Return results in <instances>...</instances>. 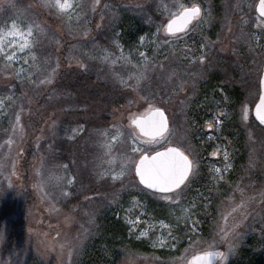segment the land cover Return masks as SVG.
Wrapping results in <instances>:
<instances>
[{"label":"rangeland","instance_id":"obj_1","mask_svg":"<svg viewBox=\"0 0 264 264\" xmlns=\"http://www.w3.org/2000/svg\"><path fill=\"white\" fill-rule=\"evenodd\" d=\"M26 1L0 0V79L7 83L0 90V208L4 221L24 219L11 243L0 225V264H28L29 255L40 264H186L206 252L223 253L216 264H264V128L252 117L264 65L257 0H67L63 11L47 6L56 0H32L57 18L66 44ZM193 5L200 16L184 33L167 35L166 24ZM62 47L67 66L118 90L119 107L100 130L48 114L30 162L33 204L23 210L20 141L32 100L13 83L36 96L50 85L40 82L58 68ZM68 94L47 101L61 98L65 112L79 103ZM161 97L171 122L166 139L134 142L128 120ZM137 144L180 147L205 170L198 163L175 202L165 200L133 181ZM101 183L122 186L97 200ZM85 193L92 202L78 221L63 207ZM233 226L238 239L230 247L218 233Z\"/></svg>","mask_w":264,"mask_h":264},{"label":"trees","instance_id":"obj_2","mask_svg":"<svg viewBox=\"0 0 264 264\" xmlns=\"http://www.w3.org/2000/svg\"><path fill=\"white\" fill-rule=\"evenodd\" d=\"M26 2L33 10L36 11L39 20L51 28L53 32L59 36L60 39L62 38L66 44V35L57 30L55 26L57 23V18L53 15V13L47 12L42 8L40 9L32 0ZM64 49L65 48L62 47L56 50L58 68L52 73V83L49 86H45L46 88L39 90L36 96L31 95V88L28 84L21 86L16 82L13 83L17 86V90L24 93V98L26 101L31 102L32 100L31 105L28 107L29 116L22 122L26 129V137L23 138V141H20L22 156L18 171L20 172L22 178L25 195L23 210H28L29 206L33 204V191L31 187H29L30 162L32 161L36 138L41 132L42 128L47 125L48 121L46 118H48V114L50 113L55 115L59 119L57 120V123H62L65 126L83 125L87 129L100 130L105 126H108L110 123L111 114L116 113L113 109L119 107V104H117L118 90L109 84L102 83L101 81L95 79L93 75L85 70L83 71L78 68L67 66L64 59ZM6 84L7 83L1 81L0 79V90H2L4 87L6 88ZM64 92L70 93L68 95L74 97V100L79 103L75 108L73 107L65 112H60L59 105L61 104V98L60 101L54 99L53 101L49 102L47 100L49 96L53 95V93L63 94ZM46 101L49 103L48 106L45 104ZM120 104L122 106L124 102H120ZM158 106L161 105L159 104ZM161 107L162 110L165 111V114L169 119V123L171 124L169 110L165 109L167 106L164 107V105H162ZM148 108L149 107H147V109ZM118 111L121 110L118 109ZM132 119L128 120V124L131 133L134 136L136 132L130 125ZM133 179V181L136 182V178L133 177ZM121 186L122 185L119 186L118 184L113 186H107L106 183L99 184V188L97 187L94 190V192H96V199L100 200L104 197L113 198ZM91 202V196L85 193L84 198L82 197L79 199L77 197L72 199L70 202L64 205L63 209L69 212L72 211L70 212L71 215L80 221L83 211L90 209L89 203ZM4 217L5 211L0 208V225L2 224V227H4L5 230H8V234L4 242L11 243V241L14 240L17 235L23 234L24 219L23 216H20L18 220L11 224V222H8L7 220L4 221ZM109 225L111 226L108 228V230H111L112 223H109ZM28 258V261L30 262L28 264H40L35 257L29 255Z\"/></svg>","mask_w":264,"mask_h":264},{"label":"snow or ice","instance_id":"obj_3","mask_svg":"<svg viewBox=\"0 0 264 264\" xmlns=\"http://www.w3.org/2000/svg\"><path fill=\"white\" fill-rule=\"evenodd\" d=\"M47 6L55 7L60 11L70 7L67 0H65L64 3H60V0H56L55 4L49 3ZM8 7H15V5L9 4ZM93 7H95V5ZM200 14L201 8L199 6L193 5L190 8H185L179 15V20L181 21L179 28L173 27L176 23V21H173L168 24L167 31L170 34L175 31H183L184 25L197 19ZM261 14L264 15V0H261ZM12 27L15 28L16 26L13 25ZM10 34L14 35L15 33ZM29 35H31V32H29ZM0 43H2V41H0ZM8 59L11 60L12 57L9 56ZM143 75V73H140L136 77L137 84L143 79ZM52 79L53 75L50 74L46 80H42L40 83L51 84ZM261 84L264 85V81H261ZM148 103L149 108L146 109L144 113L140 114L139 117H134L132 119L134 128L139 130L134 134L133 139L134 142L139 140L140 144L159 143V139H166L165 133L169 131V119L161 107L163 104V97H161L159 101L161 106L154 107L152 99H148ZM257 117L260 124L264 125V95L260 97V105L257 108ZM244 119L247 120V109H244ZM143 137H148V139H143ZM140 144H137L132 148L134 153H140L139 157L130 158L135 167V175L139 178V184L143 185L145 189L162 194L161 198L175 202V197L181 194L182 186H187L186 182H189V177L193 174V171L197 166L196 161L190 159L189 154H186V150H182L180 147H168L166 151L161 152L155 149L142 148L140 147ZM105 147L110 151V145L106 144ZM136 159H138V163L135 162ZM113 162L114 161H109V163ZM122 174L123 171H121L120 175ZM118 178V176L113 177V179ZM57 179L60 180L62 178L57 177ZM42 183L43 182L38 184L37 188H41ZM173 193L175 195H169ZM64 195H67V193H64ZM225 220L227 221V217H225ZM236 227L238 226L232 227L230 234L222 229L220 233H218L220 241L229 243V246L232 247L238 239ZM4 238V234L0 233V240H4ZM211 256L220 257L222 259L223 253L206 252L202 256L193 253L191 259L186 261V264H211Z\"/></svg>","mask_w":264,"mask_h":264},{"label":"water","instance_id":"obj_4","mask_svg":"<svg viewBox=\"0 0 264 264\" xmlns=\"http://www.w3.org/2000/svg\"><path fill=\"white\" fill-rule=\"evenodd\" d=\"M255 13H256V15H257L260 19L264 20V15L261 14V0H257V4H256V7H255ZM179 15H180V13H179L177 16L173 17V18H172V19L166 24L165 31H166V34H167V35H169V36H175V35H179V34L184 33V32H185V31H186V30L192 25V23L196 20V19H194V20H192L190 23L184 25V30H183V31H175L174 33L170 34V33L167 31V26H168L169 23H172L173 21H176V23L173 25V27H174V28H179L180 23H181V21L179 20ZM261 81H264V65H263V68H262V74H261V78H260V82H259V86H260V94H259L258 100H257V102H256V104L254 105L253 110H252V117H253L254 121H255L260 127L264 128V125L260 124V121H259V119H258V117H257V108H258V106L260 105V97H261L262 95H264V85L261 84ZM166 116H167V115H166ZM137 117H139V116H137ZM130 125H131V127L134 129V131H135L136 133L139 131L138 129H135V128H134V125L132 124V120H131V122H130ZM169 129H170V123H169ZM168 132H169V131H168ZM168 132H167V133H168ZM167 133H165V135H166ZM143 139H148V137H143ZM158 139H159V138H158ZM168 147H175V146H167V147H165L164 149L159 150V151H161V152L166 151V149H167ZM153 154H154V153H153ZM136 163H138V159L136 160ZM134 175H135V167H134ZM135 178H136V180H137V182H138V184H139V178H138L136 175H135ZM139 185H140L143 189H145V188L143 187V185H141V184H139ZM145 190H147L148 192L154 193V194L162 195V194H160V193L154 192V191L149 190V189H145ZM177 191H178V190H177ZM212 253H215V252H212ZM204 254H205V253H203V254H198V255H201V256H202V255H204ZM219 259H220V257L211 256V257H210L211 264H216V263L218 262Z\"/></svg>","mask_w":264,"mask_h":264},{"label":"flooded vegetation","instance_id":"obj_5","mask_svg":"<svg viewBox=\"0 0 264 264\" xmlns=\"http://www.w3.org/2000/svg\"><path fill=\"white\" fill-rule=\"evenodd\" d=\"M187 154V153H186ZM189 158L190 159H193L194 161H196V159H194L193 157H191L190 155H189ZM197 162V161H196ZM199 163V166H202V168H204V164L202 163V161H200V162H198ZM197 163V164H198ZM196 164V165H197ZM204 170H205V168H204ZM203 170V171H204ZM191 176H192V174L190 175V177H189V180H190V178H191ZM206 182H207V180L206 181H200V184H199V186H198V188H200V187H204V185L206 184ZM188 182H186V184H187ZM208 183V182H207ZM206 187H207V185H205ZM185 186H182V189L184 188ZM216 189H218V186H216L215 187ZM178 191H181V190H178ZM174 194V193H173ZM215 196H217V194H215Z\"/></svg>","mask_w":264,"mask_h":264}]
</instances>
